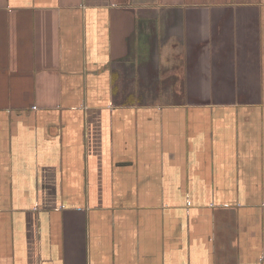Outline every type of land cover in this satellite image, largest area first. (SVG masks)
Listing matches in <instances>:
<instances>
[{
    "label": "crops",
    "instance_id": "1",
    "mask_svg": "<svg viewBox=\"0 0 264 264\" xmlns=\"http://www.w3.org/2000/svg\"><path fill=\"white\" fill-rule=\"evenodd\" d=\"M0 264H264V0H0Z\"/></svg>",
    "mask_w": 264,
    "mask_h": 264
}]
</instances>
